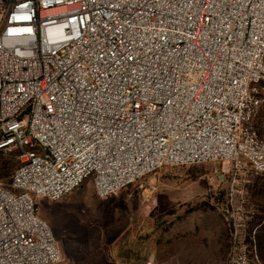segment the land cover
<instances>
[{"label":"built area","instance_id":"built-area-1","mask_svg":"<svg viewBox=\"0 0 264 264\" xmlns=\"http://www.w3.org/2000/svg\"><path fill=\"white\" fill-rule=\"evenodd\" d=\"M264 0H0V264H60L37 200L167 166L264 174ZM233 264H247L235 253Z\"/></svg>","mask_w":264,"mask_h":264},{"label":"rangeland","instance_id":"rangeland-1","mask_svg":"<svg viewBox=\"0 0 264 264\" xmlns=\"http://www.w3.org/2000/svg\"><path fill=\"white\" fill-rule=\"evenodd\" d=\"M255 124L264 137V106ZM8 186L19 155L1 152ZM60 264H264V174L227 162L167 166L108 198L91 180L61 201L37 200Z\"/></svg>","mask_w":264,"mask_h":264},{"label":"trees","instance_id":"trees-1","mask_svg":"<svg viewBox=\"0 0 264 264\" xmlns=\"http://www.w3.org/2000/svg\"><path fill=\"white\" fill-rule=\"evenodd\" d=\"M256 125V124H255ZM257 128V127H256ZM258 130V129H257ZM259 132V130H258ZM260 134V132H259ZM261 135V134H260ZM263 137V136H262ZM1 154V152H0ZM12 168L13 167H10L6 162H3L1 163L0 165V173L3 174V175H9L11 172H12Z\"/></svg>","mask_w":264,"mask_h":264}]
</instances>
